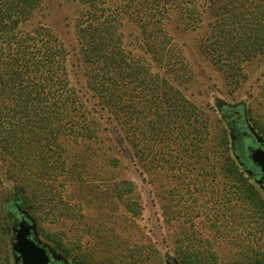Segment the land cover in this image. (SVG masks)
<instances>
[{
  "label": "trees",
  "instance_id": "1",
  "mask_svg": "<svg viewBox=\"0 0 264 264\" xmlns=\"http://www.w3.org/2000/svg\"><path fill=\"white\" fill-rule=\"evenodd\" d=\"M78 2L81 8L73 25L78 54L87 68L88 89L108 113L111 130L121 134L120 144L126 142L147 175L161 172L185 180L192 164L202 159L209 138L206 127L183 94L154 73L148 61L125 49L121 25L126 18L135 20L151 60L168 73L181 75L183 64L174 58L164 23L171 11L181 18L187 15L191 3ZM40 4L41 0H0V160L17 190L4 186L5 173L0 171V214L16 195L21 210L37 214L44 204L55 202V188L63 189V176L74 174L82 182L76 177L81 168L99 166L107 173L119 166L111 140L105 137L109 130L69 83L64 45L48 27L26 29ZM210 4L217 14L200 52L221 70L240 75L245 64L264 53V0H210ZM254 127L264 137V130L258 124ZM236 170L245 195L262 204ZM0 230L10 233L5 218ZM55 245L69 255L61 242ZM257 250L251 258L260 257V262L247 264H264V249ZM176 255L181 264H218L210 252L184 250Z\"/></svg>",
  "mask_w": 264,
  "mask_h": 264
},
{
  "label": "rangeland",
  "instance_id": "2",
  "mask_svg": "<svg viewBox=\"0 0 264 264\" xmlns=\"http://www.w3.org/2000/svg\"><path fill=\"white\" fill-rule=\"evenodd\" d=\"M189 2L183 19L171 11L164 23L174 58L183 64L181 75L151 60L135 20L126 18L121 25L125 49L148 61L154 73L183 94L206 127L209 138L202 159L180 180L161 172L147 175L126 142L120 144L121 134L111 130L108 113L88 89L87 68L78 54L73 29L81 8L78 0H41L26 29L48 27L64 45L69 83L109 130L105 137L119 166L107 173L99 166L81 168L76 177L82 182L74 174L63 176L55 202H47L37 214L21 210L19 196H14L0 214V228L3 218L10 227V233L0 230V264H23L16 244L22 221L30 226V241L44 250L47 264H181L176 253L184 250L213 253L218 264L260 262L251 256L258 255L257 247L264 249V176L250 155L264 151V137L254 127L264 130V53L245 64L240 75L216 67L200 45L217 13L210 0ZM6 169L0 160L4 186L15 193ZM236 169L262 204L245 195Z\"/></svg>",
  "mask_w": 264,
  "mask_h": 264
},
{
  "label": "water",
  "instance_id": "3",
  "mask_svg": "<svg viewBox=\"0 0 264 264\" xmlns=\"http://www.w3.org/2000/svg\"><path fill=\"white\" fill-rule=\"evenodd\" d=\"M250 158L264 176V151L260 149L252 151ZM29 235L30 226L22 221L18 224L16 244L23 264H47L48 260L44 250L32 243L29 239Z\"/></svg>",
  "mask_w": 264,
  "mask_h": 264
}]
</instances>
